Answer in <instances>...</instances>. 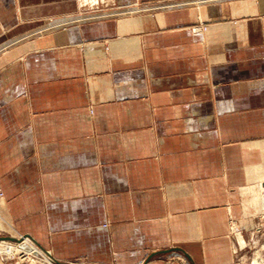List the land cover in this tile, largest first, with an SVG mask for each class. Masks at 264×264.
I'll list each match as a JSON object with an SVG mask.
<instances>
[{
  "label": "crops",
  "instance_id": "obj_1",
  "mask_svg": "<svg viewBox=\"0 0 264 264\" xmlns=\"http://www.w3.org/2000/svg\"><path fill=\"white\" fill-rule=\"evenodd\" d=\"M152 1L0 0V242L54 264L234 260L230 221L264 185V0L98 11Z\"/></svg>",
  "mask_w": 264,
  "mask_h": 264
},
{
  "label": "rangeland",
  "instance_id": "obj_2",
  "mask_svg": "<svg viewBox=\"0 0 264 264\" xmlns=\"http://www.w3.org/2000/svg\"><path fill=\"white\" fill-rule=\"evenodd\" d=\"M190 4V0H162L145 3L140 2L133 4L132 6L117 5L108 2L102 3L101 8H99L98 11L101 12V17L105 18V16L111 14V12L114 11L126 12V10L130 9V12H133L134 14H151L161 10H170L173 8L188 6ZM68 23L69 22H48L49 25H47V23L41 22L32 32H34L33 35L35 33H38V36L41 37L42 34L47 31V29L51 30L53 29V27L57 28L60 26H64ZM198 29L201 32H205L207 26L205 24L199 23L197 26H193L191 28L192 32L194 33H196L195 30ZM25 32L26 31H24L21 37L8 36L6 41L7 43L4 44L5 47H2V51L7 52V50L9 51L11 45L25 42L26 40L31 39L30 35H26L32 32L30 30L26 33ZM8 71L12 70L10 69ZM2 195L3 194L0 192V196ZM263 196L264 191H261L259 186L258 188L256 187L255 189L248 191L244 202V208L246 212L244 214V218L245 221H247V227L244 228V224H241L242 222H244V218H241L243 214H235V217L232 218V220L230 221L231 225L229 231L230 237L232 238L233 242L232 248L234 254V260L230 264H264V206L262 201ZM21 238L22 241L15 245L19 251L17 250L15 254L12 255H7L5 252H2V255L5 258H12V260L17 258L19 262L28 264H54V261L49 252L44 251L41 248L39 249L38 246L34 248V244L31 245V243L25 241L26 239H23V236ZM42 253L44 255L46 254V256H44Z\"/></svg>",
  "mask_w": 264,
  "mask_h": 264
},
{
  "label": "bare ground",
  "instance_id": "obj_3",
  "mask_svg": "<svg viewBox=\"0 0 264 264\" xmlns=\"http://www.w3.org/2000/svg\"><path fill=\"white\" fill-rule=\"evenodd\" d=\"M54 28V27H53ZM195 32H196V30H195ZM261 187V191H264V185H262V186H260ZM262 201H263V206H264V196H263V198H262ZM27 239V238H26ZM29 240V239H28ZM26 241V240H25ZM29 242V241H28ZM31 242V241H30ZM29 242V243H30ZM32 243V242H31ZM33 244V243H32ZM31 244V245H32ZM29 246V245H28ZM36 246L34 245V248H35ZM33 248V249H34ZM38 249V248H37ZM40 249V248H39ZM43 249V248H42ZM18 250V248L15 246V244L14 243H5V242H0V252H5L6 254H10V255H12V254H15V252ZM19 251V250H18ZM44 251H46V250H44ZM37 252V251H36ZM49 252V251H48ZM43 254V253H42ZM51 254V253H50ZM44 255V254H43ZM44 256H46V254L44 255ZM11 257V256H10ZM43 257V256H42ZM37 260V259H36ZM37 262V261H36ZM32 263V262H31ZM37 264V263H36ZM39 264V263H38ZM42 264H44V263H42Z\"/></svg>",
  "mask_w": 264,
  "mask_h": 264
}]
</instances>
